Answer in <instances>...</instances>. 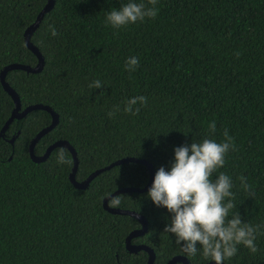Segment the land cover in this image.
<instances>
[{"label": "trees", "instance_id": "1", "mask_svg": "<svg viewBox=\"0 0 264 264\" xmlns=\"http://www.w3.org/2000/svg\"><path fill=\"white\" fill-rule=\"evenodd\" d=\"M46 1L0 0V71L13 62L37 63L23 33ZM128 2L54 0L31 36L43 68L7 72L21 109L41 103L58 114L34 153L68 141L77 154L78 181L123 157L146 159L156 173L161 166L170 169L175 147L205 137L223 142L227 130L236 147L213 178L228 174L233 211L245 222L264 225V0H158L155 18L120 29L106 25L107 13ZM49 25L58 35H51ZM130 56L139 58L132 72L125 67ZM94 80L102 88L89 89ZM139 95L147 97V105L138 115L125 113V101ZM116 105L121 110L110 118ZM13 108L0 82V264H147V252L125 246L140 222L103 207V198L115 190L145 186L146 165L125 162L76 188L69 180L73 159L67 148L55 147L41 162L29 156L31 139L51 123V114L32 110L1 131ZM212 121L216 131L210 134ZM61 150L69 163H57ZM241 175L254 196L241 188ZM147 193L118 194V208L148 221L146 232L131 243L153 249V264L177 255L188 264L210 262L202 249L195 257L182 252L174 235L163 230L171 214ZM256 243L255 254L238 245L224 263L264 264V235Z\"/></svg>", "mask_w": 264, "mask_h": 264}, {"label": "clouds", "instance_id": "2", "mask_svg": "<svg viewBox=\"0 0 264 264\" xmlns=\"http://www.w3.org/2000/svg\"><path fill=\"white\" fill-rule=\"evenodd\" d=\"M158 0H147L137 3L135 0L123 4L118 10L113 8L106 15L105 23L113 29H120L129 24L143 22L146 18H155L159 9ZM51 35H58L57 29L49 25ZM139 66V58L130 56L126 61V69L135 71ZM103 82L94 80L89 89L102 88ZM147 97L143 95L128 98L123 107L125 113L138 115L141 106L147 105ZM116 105L108 112L114 117L120 111ZM216 123L209 125V133H215ZM223 142L205 137L202 141H192L174 149V162L169 170L161 166L155 173L153 183L147 196L157 207H165L171 214L170 223L164 231L173 234L176 244L187 257H195L202 249L205 260L224 264L238 252V245H243L255 254L259 251L256 240L264 235V225L252 224L241 219L234 203L235 194L232 189V178L219 172L224 167L225 157L230 150H235L234 138L225 130ZM57 163H69L61 150L57 155ZM241 188L250 197L254 196L252 186L243 175L239 177ZM110 206L121 204L119 195L112 196Z\"/></svg>", "mask_w": 264, "mask_h": 264}, {"label": "water", "instance_id": "3", "mask_svg": "<svg viewBox=\"0 0 264 264\" xmlns=\"http://www.w3.org/2000/svg\"><path fill=\"white\" fill-rule=\"evenodd\" d=\"M53 4H54V0H47L45 5L43 6V8L37 14L35 20L27 26V28L24 30V33H23L24 42H25L26 46L37 56V59H38L37 63L34 66H31L29 64L13 62V63H10V64L4 66L2 68V70L0 71V82H1L4 90L10 95V97L12 98V100L14 102V108H13L9 118L5 122L4 126L2 127L1 131H4V129L11 123V121L14 118H21L32 110L43 109V110L48 111L52 117L51 123L48 126L42 128L31 139L29 146H28L29 156L33 161L41 162V161H44L49 156V154L51 153V151L55 147L67 148L69 150V152L71 153V156L73 159V165H72L71 171L69 173V180L73 184L74 187L79 188V189L85 188L94 177H96L101 172H103L107 169H110L113 166H116V165H119V164H122L125 162H138V163H142V164L146 165V167L149 171V178H148V181L145 184V186H143L142 188L134 187V186H127V187L119 188V189L115 190L114 192H112L111 194H109L103 198V207L108 212H111L114 214L130 215V216L136 218L140 222V227L133 229L126 236L125 246L129 252H133V253H135L139 250H144L145 252H147V255H148L147 256V264H153L154 259H155V253H154L153 249H151L146 244L131 243L132 238L137 237L139 235H142L143 233L146 232L147 227H148V221L146 220V218L143 215H141V214H139L133 210L123 209V208H118V207H111L108 204V200L112 196L118 195L120 193L143 192V191L149 190V188L151 187V185L153 183V179L155 176V170H154L153 165L146 159H139L136 157H123V158H119V159L111 162L110 164H108L102 168H98V169L94 170L85 179H83L81 181L76 180L75 175H76V171L78 168V158H77V154H76L74 147L68 141L56 140L55 142L51 143L46 148V150L43 154L36 155L34 153L35 144L46 132H48L52 127L55 126V124L58 121V114L50 106L45 105V104H41V103L29 104L26 107H24L23 109H21V104H20V100H19V96H18L17 92L5 80V76L9 70L20 69V70L26 71L27 73H37V72L41 71V69L43 68V65H44L43 55L39 51V48L36 45H34L33 42L31 41V36H32L33 32L39 26L44 14L53 6ZM177 262H179L180 264H188L187 258L185 256H181V255L173 256L167 262V264H175ZM206 264H215V261H210V262H207Z\"/></svg>", "mask_w": 264, "mask_h": 264}]
</instances>
